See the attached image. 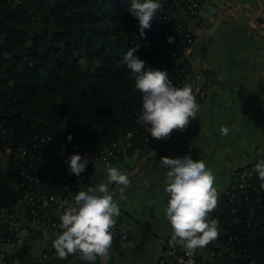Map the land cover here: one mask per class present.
Here are the masks:
<instances>
[{
	"label": "trees",
	"instance_id": "16d2710c",
	"mask_svg": "<svg viewBox=\"0 0 264 264\" xmlns=\"http://www.w3.org/2000/svg\"><path fill=\"white\" fill-rule=\"evenodd\" d=\"M13 2L0 0V145L8 146L12 153L11 163L0 171V206L7 207L20 195L12 186V181L22 178L15 153L32 137L49 138L43 157L47 151L68 149L73 142L67 141L69 134L117 133V127L120 131L139 129L140 92L133 88L134 78L122 59L128 48L138 44L134 55L146 66L166 70L178 87L184 85L181 80L192 69L188 60L179 62L172 55L167 43L169 26L179 20L172 17V0H162L143 37L138 21L128 11V0H19L14 7ZM37 15L42 25L31 32ZM75 54L86 64L95 61L92 71L88 66H76ZM46 75L52 77V85L45 82ZM57 95L60 103L53 100ZM62 121L67 122L64 128ZM156 146L157 138L149 135L145 141L138 131L129 152L138 150L145 156ZM260 189L257 177L248 199L239 194L233 202L225 200L211 212L223 229L215 240L224 246L221 257L206 264H264V191ZM207 246L209 252L221 250L214 240ZM27 252L25 246L22 253ZM156 264L176 263L161 257Z\"/></svg>",
	"mask_w": 264,
	"mask_h": 264
},
{
	"label": "crops",
	"instance_id": "0c3cea01",
	"mask_svg": "<svg viewBox=\"0 0 264 264\" xmlns=\"http://www.w3.org/2000/svg\"><path fill=\"white\" fill-rule=\"evenodd\" d=\"M172 1V17L189 26L194 35L192 46L184 53L192 66L186 84L192 86L194 94L203 76V86L209 85L204 97L196 99L200 105L197 117L190 118L184 129H173L167 138H157L160 150L146 159L136 173L142 158L150 152L145 156L138 150L129 152L109 166L132 171L125 172L130 180L126 200L119 199L115 184L111 187L120 205L117 218L128 230L129 239L111 246L108 264L125 263L129 252L143 241L154 245L150 259L141 264H156L162 257V246L156 243L172 229L165 217L168 195L159 164L161 157L188 154L193 160L205 161L216 177L214 186L218 191L230 183L236 170L258 161L264 149V0H209L201 27L193 26L177 0ZM214 19L202 35V28ZM221 125L229 127L228 135L221 134ZM123 157L125 160L120 161ZM107 168L97 167L79 191L89 184L104 182ZM18 223L24 225L27 221L19 217ZM33 229L36 235L28 238L27 256L39 260L42 251L53 247L58 232L44 224ZM214 245L219 246L217 240ZM196 251L200 262L202 258L204 264L213 260L207 245Z\"/></svg>",
	"mask_w": 264,
	"mask_h": 264
},
{
	"label": "clouds",
	"instance_id": "9594fccd",
	"mask_svg": "<svg viewBox=\"0 0 264 264\" xmlns=\"http://www.w3.org/2000/svg\"><path fill=\"white\" fill-rule=\"evenodd\" d=\"M128 11L138 21L141 37L151 27L162 0H128ZM168 42L172 36L166 37ZM139 45L128 48L123 62L134 78L133 88L140 92L141 114L137 124L146 126L147 132L155 138H167L173 129H184L190 118L197 117L200 105L197 103L190 84L176 86L166 70L146 66V62L134 53ZM62 128L67 126L61 122ZM229 127L221 125L222 135L229 134ZM67 141L73 136L69 134ZM92 158L73 153L67 157L68 171L79 176L86 171ZM164 191L168 195L165 217L171 226L173 241L195 254L215 240L220 232L218 218L211 212L218 204V191L214 186L215 175L203 160H193L190 155L174 158L161 157ZM261 191H264V159L254 165ZM113 183L117 186L119 199L126 200V189L130 184L127 173L117 167H108L106 180L89 184L73 197L74 203L57 209L61 231L53 240V247L60 259L77 254L90 264L99 258L101 264H108L112 244L111 229L120 215V205L111 192Z\"/></svg>",
	"mask_w": 264,
	"mask_h": 264
},
{
	"label": "built area",
	"instance_id": "2783aa9c",
	"mask_svg": "<svg viewBox=\"0 0 264 264\" xmlns=\"http://www.w3.org/2000/svg\"><path fill=\"white\" fill-rule=\"evenodd\" d=\"M177 2L190 17L192 25L201 27L209 0H177ZM168 33V36L174 38L171 43L167 41L172 48V55L182 62L185 59L184 53L189 51L194 42V35L189 26L180 20L169 26ZM181 82L186 83V77ZM208 85L209 83L202 86L198 98L204 97ZM139 126L136 130L106 132L103 135L90 131L79 132L73 135L72 145L68 149L61 152L47 151L43 156L44 160L41 153L44 145L49 141L48 137L36 135L25 145L20 146L15 153L16 168L22 176L18 181L20 195L9 207L0 206V264H48L79 258L74 253L66 259H60L52 247L42 251L38 260L29 258L27 253L23 255L22 249L25 246L29 247L28 238L36 235L33 226L44 224L58 233L61 231L57 209L63 211L74 203L73 197L90 179L97 167H109L117 158L128 154L138 131L143 134L145 141L148 140L151 134L146 133V126L142 124ZM35 152L37 157L34 155ZM73 153H79L81 156L89 155L92 158L86 171L79 176L68 171L67 157ZM260 159H264V149ZM256 162L234 172L230 183L218 190V204H222L225 200L233 202L235 197H239L242 193L244 199H248L250 187L258 177L254 170ZM19 217L24 218L27 224L20 225ZM111 231L112 244L124 243L129 239L128 230L118 218ZM218 245L221 250L209 252L211 258L221 257L224 244L218 242ZM4 246L11 248L6 250ZM163 246L162 257H167L176 264H200L197 251L191 254L189 250L173 241V235ZM163 261L164 259H161L160 263Z\"/></svg>",
	"mask_w": 264,
	"mask_h": 264
},
{
	"label": "rangeland",
	"instance_id": "374dc122",
	"mask_svg": "<svg viewBox=\"0 0 264 264\" xmlns=\"http://www.w3.org/2000/svg\"><path fill=\"white\" fill-rule=\"evenodd\" d=\"M17 3H19V0H14V2L12 3V6L14 7ZM204 16H206V12L204 13ZM33 21L35 23H33L34 24L33 27L30 28L31 32L37 31L39 29V27L42 25L41 24L42 19L38 15L34 16V20ZM22 26L20 25L18 28L20 29ZM29 26H30V24H29ZM28 43H30V42H28ZM75 59H76V66L77 65L84 66V67L88 66L91 71H92L93 67L96 65L95 61H93V62H91L89 64H86L84 62L83 57L80 56V55H77V54H75ZM187 74H188V72H187ZM187 74H186V79H187ZM46 77L48 78V81L44 78L46 80L45 82L46 83L48 82L49 85H52L53 84L52 77L50 78L47 75H46ZM52 97H53V100H56L57 103H60L61 97L59 95L52 96ZM197 98H198V95H197L196 99ZM48 103H50V99H48ZM34 111H35V108L32 107V112L34 113ZM100 128H104V127H99V129ZM116 130L120 131V130H122V128L121 127H117ZM11 154H12L11 153V149L8 146L0 145V171L3 170V168L8 164L7 162L11 163V160H12ZM123 160H125V157L120 159V161H123ZM131 171H132V169H129L128 171L125 170V172H131ZM98 173H99V171L97 170L96 173H95L96 176L98 175ZM12 186L14 187L15 190H18V187H19L18 181L17 182L16 181L15 182L12 181ZM153 245L154 244L150 245V243H148L147 241H143L142 243H139L138 246L134 247L131 250V252H129V256L126 257V262L123 263V264H141L142 260H145V259L149 260L151 255H152V252H153V249H152ZM10 248L11 247H9V246H4V249H6V250H9ZM158 250L159 249L157 248V251ZM227 254L229 256H232V253H230V252H228ZM203 261H205V260L202 258V262H201L202 264H204ZM209 262L210 263L211 262H215L214 258H213V260L211 259ZM67 264H87V262L84 261V260H81L80 258H76V259L68 261Z\"/></svg>",
	"mask_w": 264,
	"mask_h": 264
},
{
	"label": "water",
	"instance_id": "95a60500",
	"mask_svg": "<svg viewBox=\"0 0 264 264\" xmlns=\"http://www.w3.org/2000/svg\"><path fill=\"white\" fill-rule=\"evenodd\" d=\"M223 11H224V10H223ZM223 11H222V12H223ZM222 12H221L220 14H222ZM215 20H216V19L211 20V21H209L208 23H206V25L202 28V35H203V32H204V30L206 29V27H207L210 23L214 22ZM29 44H30V43H29ZM204 82H205V80H204V76H203V83H202L201 87L197 90V92L194 94L195 97H197L198 93L201 91ZM160 148H161V143H158V146H157L153 151H151L148 155H146L145 157H143L142 160H141V162H140V165H139L138 169L135 171V173H136V172L139 170V168L142 166L143 162H144L146 159H148L149 157H151L152 155H154L155 153H157V152L160 150ZM113 185H114V183H113ZM113 185H112V186H113ZM171 234H172V232H169V233H166V234L162 235V236L160 237V239L157 241L156 245H158V246H163V244H164L165 241L171 236ZM98 264H101V261H99Z\"/></svg>",
	"mask_w": 264,
	"mask_h": 264
}]
</instances>
